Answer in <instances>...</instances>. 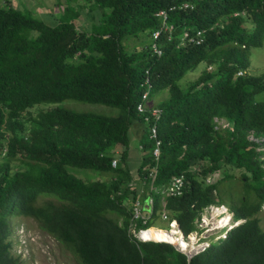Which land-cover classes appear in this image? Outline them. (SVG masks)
<instances>
[{
  "label": "trees",
  "instance_id": "16d2710c",
  "mask_svg": "<svg viewBox=\"0 0 264 264\" xmlns=\"http://www.w3.org/2000/svg\"><path fill=\"white\" fill-rule=\"evenodd\" d=\"M184 2L192 8L171 10ZM23 9L0 0V264H21L10 241L15 216L35 219L81 264H264L257 217L264 142L250 138L264 140V74H245L252 51L264 45V0H58L55 21ZM164 10L173 31L156 40L158 55L152 33ZM82 14L93 20L88 29L76 24ZM185 33L201 43L183 41ZM202 63L210 69L182 87ZM147 78L150 98L165 90L170 98L160 105V145L144 129L146 155L135 164L131 132L144 126L137 106ZM68 100L119 113L40 109ZM75 169L108 180L88 182ZM231 169L244 184V197L230 205L243 223L224 239L189 259L170 244L136 238L133 230L152 227L164 213L185 235L196 231L204 208L226 205L220 189L236 179ZM179 177L182 194H164ZM138 201L144 220L134 217Z\"/></svg>",
  "mask_w": 264,
  "mask_h": 264
},
{
  "label": "rangeland",
  "instance_id": "374dc122",
  "mask_svg": "<svg viewBox=\"0 0 264 264\" xmlns=\"http://www.w3.org/2000/svg\"><path fill=\"white\" fill-rule=\"evenodd\" d=\"M11 2L13 3V6L19 9L24 8L22 11L27 13H35V15H39L47 21H55V19H58L60 16V12L54 9L55 5L58 4V0H11ZM99 17V14H95L94 19L98 20ZM76 24L79 29H88L93 24V20L90 18V15L82 14L78 18ZM250 61V67L245 72V74L247 73L248 75L253 76H261L262 74H264V45L262 48L254 49L252 51ZM209 69L210 67L207 66L206 63L200 64L194 71L188 73L180 81V85L184 88L188 87L191 82L197 80L204 71ZM169 98L170 96L167 90L158 91L155 95L152 94V97L148 102V106H160L163 102L169 100ZM56 106L69 109L78 113H95L104 116H116L119 113V110L116 108L100 104L83 103L75 100H68L64 103L57 105H44L43 107H40V109L47 110L52 109ZM252 138H255L258 143L264 142L262 137ZM147 140L148 137L144 133V126L139 123L134 125L131 132L130 156L135 164L138 163L139 159L143 157V155H146L145 152L140 151L141 149L137 143H145ZM135 145L137 146L136 148ZM74 171V173L78 177L88 182H94L97 180H108V178L103 177L102 174L91 170L75 169ZM231 172L236 176V179L225 180L222 183L220 189L221 195L224 197V203L227 205L230 211V205L236 204L235 201L242 199L245 195L244 184L239 179V173L236 169H231ZM236 196L237 199L234 198ZM47 200L55 201L56 199L53 197H48ZM257 217L260 219V226L264 230V206L258 213ZM10 221L12 228V235L10 239L13 244L12 252L15 256L20 257L21 264H81L77 256L73 253V251H71L64 244L60 243L53 236L43 231L39 227V224L35 219L31 217L15 216L11 217ZM226 222L227 221L221 220L219 223L216 224L215 218H210L206 222V224L210 225L211 231H204L203 233H201V236L210 237L213 234V237L210 238V240H213L214 236L216 237V227L223 225ZM149 226H153L162 230H170L171 228L170 221L163 219L151 223ZM134 231L135 230H133V233ZM138 232H136V234ZM201 242H206L205 238H202ZM212 242L213 241H211V243ZM186 245L188 248L189 244L187 242Z\"/></svg>",
  "mask_w": 264,
  "mask_h": 264
},
{
  "label": "built area",
  "instance_id": "2783aa9c",
  "mask_svg": "<svg viewBox=\"0 0 264 264\" xmlns=\"http://www.w3.org/2000/svg\"><path fill=\"white\" fill-rule=\"evenodd\" d=\"M185 7L187 8L188 5H185ZM157 16L162 18V22L163 25L162 27L152 33L153 35V39H154V43L152 45V48L154 49L155 53H157L158 55L162 54L161 49L158 46V43H156V40H159L160 34L165 31V32H172L173 31V25H170L167 23V19H168V13L166 11H161L157 14ZM197 37H202V32H198L197 33ZM188 42H195L197 44L201 43V39L200 40H196L194 37H189V33H185L183 36V41L187 40ZM143 86H148V89L146 91H144L143 93V97H142V101L138 104L137 106V111L144 115L145 118V124L147 125L148 129L151 131V135H150V139L152 141H157L158 139V129L156 130L157 126L156 125H152V120H159L161 117V111L157 108H154L152 106H148V102L150 100V90H151V85H150V79L147 78V80L145 81V84ZM154 122V121H153ZM252 140H254V138H252ZM157 145H160V142L157 141ZM154 155L156 157H159L160 155V151L157 149L154 152ZM113 167L117 166V160L113 161L112 163ZM153 177V180L155 179V172L152 173L151 175ZM216 176H218L216 174ZM215 177L210 176L206 179V183L207 184H212L214 183ZM184 188V177H179V178H175L174 182H173V187L170 188L169 193H164L166 195H176V196H180L182 194ZM149 205H153V200L151 199L149 201ZM137 208L135 209V214L134 217L136 220H144L145 216L142 214V210L141 208L139 209V207L141 206L140 201H138L136 203ZM229 208L226 205H210L206 208H204L201 212L200 215L198 217V219L195 221V225H196V231L192 232L189 235H185V233L181 230L179 223L177 222L176 219H171L170 216L166 213H164L162 215L163 220H169L170 221V231H176L178 234L177 236H179V234L183 235V238L186 240V242L189 244L188 248H182L179 245H173L175 247H177V250L183 254H185L188 257H193L203 251H205L207 248H209L212 243L218 242L222 239H224L226 237V231L225 228L227 227V230L235 227L237 225H239L241 222H236L234 224H232V219L230 217V221H229ZM215 218L216 220V224L219 223L221 220H226L227 222L223 225H220L218 227H216V232L214 236L213 240H210L211 237H213V234L210 237H205V236H201V233L205 232H210V225H207L206 222L210 219V218ZM144 224H146V221H144ZM152 228V227H150ZM141 229L138 231H134V234L136 236V238L138 240H140L141 242H154V241H148L145 239H142V234L149 231V229ZM222 230V231H221ZM221 231V232H220ZM136 232H138L136 234ZM202 238H205L206 242H201ZM211 241H213L211 243ZM171 244V243H170Z\"/></svg>",
  "mask_w": 264,
  "mask_h": 264
},
{
  "label": "bare ground",
  "instance_id": "6f19581e",
  "mask_svg": "<svg viewBox=\"0 0 264 264\" xmlns=\"http://www.w3.org/2000/svg\"><path fill=\"white\" fill-rule=\"evenodd\" d=\"M142 239L154 242H166L173 245L177 244L182 248H187L186 240L183 238V235L179 234V236H177L176 232L170 230H162L152 227L149 229V231L142 234Z\"/></svg>",
  "mask_w": 264,
  "mask_h": 264
},
{
  "label": "clouds",
  "instance_id": "9594fccd",
  "mask_svg": "<svg viewBox=\"0 0 264 264\" xmlns=\"http://www.w3.org/2000/svg\"><path fill=\"white\" fill-rule=\"evenodd\" d=\"M185 5H188V7L186 8L185 7ZM190 8H192L191 7V5H190V3H188V2H184L182 5H180V6H175V7H172L171 8V10L172 11H174V10H176V9H190ZM165 11V10H164ZM167 12V11H166ZM168 13V12H167ZM151 99V98H150ZM154 108H157V109H159L160 111H161V107L160 106H154ZM155 121V124H154V122H153V124L154 125H156L157 126V123H158V121L157 120H154ZM219 124L220 125H222L224 128H228L229 127V125L226 123V121H224V120H222L221 122H219ZM144 125L146 126V128L148 129V127H147V125L145 124V122H144ZM157 129H158V127H157ZM252 137H254V136H251L250 138H251V140H252ZM252 141H255V142H257L256 141V139L254 138V140H252ZM217 175H219V174H217ZM210 176H213V175H208L204 180H206L208 177H210ZM213 184V183H212ZM227 206V205H226ZM264 206V205H263ZM228 217H229V221H230V217H231V219H232V224H234V223H236V222H241V223H243V221H241V220H236L235 218H234V213L232 212V211H230L229 210V214H228ZM178 222V221H177ZM240 223V224H241ZM238 226V225H237ZM153 227V226H152ZM233 228V227H232ZM232 228H230V229H228L227 230V227L225 228V230H223V231H226V236H227V234H228V232L232 229ZM159 243H166V242H159ZM167 244H170V243H167ZM213 244V243H212ZM170 245H172V244H170ZM173 246V245H172ZM175 247V246H174ZM176 248V247H175ZM188 257V256H187ZM194 257V256H193ZM193 257H188L189 259H192Z\"/></svg>",
  "mask_w": 264,
  "mask_h": 264
},
{
  "label": "crops",
  "instance_id": "0c3cea01",
  "mask_svg": "<svg viewBox=\"0 0 264 264\" xmlns=\"http://www.w3.org/2000/svg\"><path fill=\"white\" fill-rule=\"evenodd\" d=\"M152 107H154V106H152ZM144 129H146V127H145V125H144ZM145 133V132H144ZM138 144V146L140 147V149H141V147H142V143H137ZM137 146L135 145V148H136ZM140 151H142V150H140Z\"/></svg>",
  "mask_w": 264,
  "mask_h": 264
},
{
  "label": "water",
  "instance_id": "95a60500",
  "mask_svg": "<svg viewBox=\"0 0 264 264\" xmlns=\"http://www.w3.org/2000/svg\"><path fill=\"white\" fill-rule=\"evenodd\" d=\"M176 249H177V247H176ZM191 258V257H190Z\"/></svg>",
  "mask_w": 264,
  "mask_h": 264
}]
</instances>
